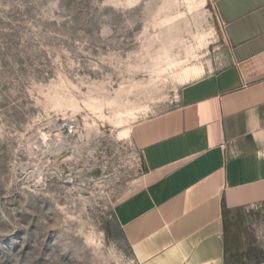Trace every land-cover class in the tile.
<instances>
[{"label":"rangeland","instance_id":"374dc122","mask_svg":"<svg viewBox=\"0 0 264 264\" xmlns=\"http://www.w3.org/2000/svg\"><path fill=\"white\" fill-rule=\"evenodd\" d=\"M229 63L214 0H0V264H139L131 129ZM235 224L230 264H264V206Z\"/></svg>","mask_w":264,"mask_h":264},{"label":"crops","instance_id":"0c3cea01","mask_svg":"<svg viewBox=\"0 0 264 264\" xmlns=\"http://www.w3.org/2000/svg\"><path fill=\"white\" fill-rule=\"evenodd\" d=\"M230 63L131 129L146 173L116 210L139 264H230L235 220L264 206V0H214Z\"/></svg>","mask_w":264,"mask_h":264},{"label":"bare ground","instance_id":"6f19581e","mask_svg":"<svg viewBox=\"0 0 264 264\" xmlns=\"http://www.w3.org/2000/svg\"><path fill=\"white\" fill-rule=\"evenodd\" d=\"M198 73H200V74L203 73V68L202 67L198 69Z\"/></svg>","mask_w":264,"mask_h":264}]
</instances>
